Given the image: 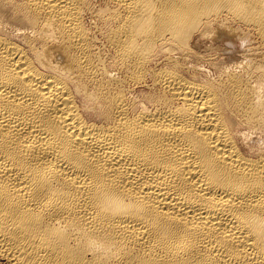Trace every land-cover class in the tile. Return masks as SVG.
<instances>
[{"label":"bare ground","instance_id":"1","mask_svg":"<svg viewBox=\"0 0 264 264\" xmlns=\"http://www.w3.org/2000/svg\"><path fill=\"white\" fill-rule=\"evenodd\" d=\"M0 260L264 264V0H0Z\"/></svg>","mask_w":264,"mask_h":264},{"label":"rangeland","instance_id":"2","mask_svg":"<svg viewBox=\"0 0 264 264\" xmlns=\"http://www.w3.org/2000/svg\"><path fill=\"white\" fill-rule=\"evenodd\" d=\"M91 3L94 5V6H99L103 3L104 0H90ZM89 13V14H88ZM86 14V15H85ZM84 14V25L85 27L90 30L92 36H95L94 40H95V43L97 44V46L99 48H101L103 50V52L106 54L109 53L108 51V48L106 47L105 45V41L103 39V37L101 36V34L98 31V24L97 22L95 21V18H93L90 14V12H86ZM94 24V25H93ZM97 24V26H96ZM96 27V28H95ZM90 28V29H89ZM97 29V30H96ZM98 33V34H97ZM94 34V35H93ZM100 34V35H99ZM101 37V38H100ZM100 40V41H99ZM97 41V42H96ZM201 44H199V46H197V51H198V56L201 57L202 59L204 60H213L214 62L216 63H221L223 62V60L225 59L224 57H226V54L229 53V51L227 52V50L225 51V53L223 54L222 52V48L221 50L219 49L220 47H223V45L217 43V42H210V41H207V40H204L202 42H200ZM99 44V45H98ZM105 45V46H104ZM204 46V47H203ZM209 47V48H208ZM216 47H218L216 49ZM106 49V50H105ZM213 50V51H212ZM107 52V53H106ZM202 54V55H200ZM222 64V63H221ZM230 65L232 64H229L228 67H230ZM219 67H224L222 65H218ZM208 68H210L208 65H207ZM218 67V68H219ZM205 69V68H204ZM207 69V68H206ZM205 69V70H206ZM212 70L213 69H209V71H211L210 73L213 74L214 73V70H213V73H212ZM0 264H5L4 262H2L0 260Z\"/></svg>","mask_w":264,"mask_h":264}]
</instances>
